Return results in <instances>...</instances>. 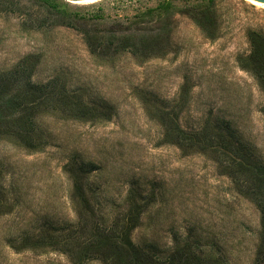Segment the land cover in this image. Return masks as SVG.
<instances>
[{"label": "rangeland", "instance_id": "obj_1", "mask_svg": "<svg viewBox=\"0 0 264 264\" xmlns=\"http://www.w3.org/2000/svg\"><path fill=\"white\" fill-rule=\"evenodd\" d=\"M165 2L172 6L169 15L145 32L170 33L168 56L140 61L102 50L118 32L114 25ZM207 2L0 0V76L33 58V84L58 80L99 118L76 121L50 101L35 117L39 149L0 137V264H72L64 241L75 250L83 238L76 184L102 228L122 220L132 202L145 206L132 240L162 260L187 247L209 264L256 263L257 206L211 157L168 144L157 119L183 106L179 124L186 131L222 127L264 165V93L237 64L252 52L248 33L264 37V9L246 0H216L220 36L209 41L185 14Z\"/></svg>", "mask_w": 264, "mask_h": 264}, {"label": "trees", "instance_id": "obj_2", "mask_svg": "<svg viewBox=\"0 0 264 264\" xmlns=\"http://www.w3.org/2000/svg\"><path fill=\"white\" fill-rule=\"evenodd\" d=\"M171 8V4L165 2L127 25H114V28L119 27L118 32L109 38L102 50L119 55L131 54L140 61L168 56L172 45L170 33L147 34L145 27L158 23L155 21L157 17L169 15ZM185 14L207 40H218L220 22L216 0H208L205 5H192ZM248 39L252 52L247 57H240L237 64L257 81L264 93V37L249 32ZM32 60L27 58L14 71L0 76V137L18 139L23 141L25 148L37 150L42 142L36 134L35 117L37 109L48 102L63 105L65 111L70 113L68 115L76 121L90 122L99 118L96 111L88 107L79 96L69 94L58 80L42 86L33 84L30 68ZM21 79L25 80L23 86ZM17 87H21L22 91L13 95L12 89ZM19 112L22 114L17 117ZM182 113L183 106H177L172 112H162L157 116L164 129L165 141L187 155L203 154L211 157L222 173L234 181L237 191L257 206L261 213L262 231L255 264H264V165L247 155L222 127L206 124L195 131H186L179 124ZM74 191L78 207V228L83 238L75 250L70 248L71 244L67 240L64 241V253L70 257L72 264H86L92 260H100L105 264H209L187 247L175 250L166 260H162L136 246L132 235L141 225L145 206L132 202L122 220L110 229L102 228L96 223L95 211L82 186L76 184ZM3 207V196L0 193V211ZM88 217L92 222L90 234L87 231Z\"/></svg>", "mask_w": 264, "mask_h": 264}, {"label": "water", "instance_id": "obj_3", "mask_svg": "<svg viewBox=\"0 0 264 264\" xmlns=\"http://www.w3.org/2000/svg\"><path fill=\"white\" fill-rule=\"evenodd\" d=\"M68 1L74 4H84V3H89V2L98 1V0H68ZM250 1H252L253 3H255L256 5L260 7H264V0H250Z\"/></svg>", "mask_w": 264, "mask_h": 264}, {"label": "bare ground", "instance_id": "obj_4", "mask_svg": "<svg viewBox=\"0 0 264 264\" xmlns=\"http://www.w3.org/2000/svg\"><path fill=\"white\" fill-rule=\"evenodd\" d=\"M98 1H101V0H98ZM98 1H93V2H89V3H85V4L95 3V2H98ZM246 1H247L249 4H251V5L255 6V7H260V6L256 5L255 3H253V2L250 1V0H246ZM260 8L264 9V7H260Z\"/></svg>", "mask_w": 264, "mask_h": 264}]
</instances>
